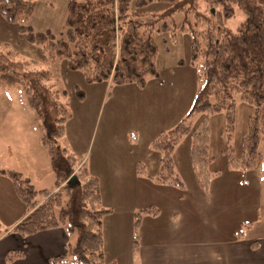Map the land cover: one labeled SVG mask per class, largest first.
Returning a JSON list of instances; mask_svg holds the SVG:
<instances>
[{"label":"trees","instance_id":"obj_1","mask_svg":"<svg viewBox=\"0 0 264 264\" xmlns=\"http://www.w3.org/2000/svg\"><path fill=\"white\" fill-rule=\"evenodd\" d=\"M153 2H167L169 7L146 11ZM3 18L20 24L27 41L38 46L45 61L66 60L73 71H81L87 82L126 84L144 87L150 75H158L155 59L158 53L153 33L173 31L171 18L176 12L193 14V20L184 19L182 30L191 35V61L198 63L197 90L186 115L151 143V149L160 153L161 183L184 186L175 174L173 154L185 136H191V163L199 184L205 190L219 175L210 171V115L226 111L229 128H234V95L253 106L243 138L242 154L235 157L229 147L232 169L254 170L262 176L263 156L260 143L264 137V0H69L66 39H57L51 31H34L25 24L35 11L31 0H0ZM240 9L245 20L237 30L226 22ZM201 27V28H199ZM0 47V84H20L23 96L41 122L42 143L47 150L56 176V188L37 190L31 180L14 170H0L10 177L14 192L25 204L21 221L14 231L22 238L40 231L64 227L67 233L77 234L75 245L67 244V252L53 262L74 264H105L103 220L110 209L101 204L99 178L91 174L77 153L60 145L71 117L69 101L60 94L51 71L36 59L21 57L8 43ZM79 90V88H77ZM80 91V90H79ZM79 97L84 94L81 91ZM24 98V99H25ZM205 114L196 125L192 118ZM231 124V125H230ZM142 165V164H141ZM139 173L145 174L144 166ZM168 172V174H164ZM76 176L75 180H71ZM68 194L64 201L62 191ZM39 195L41 199H39ZM156 215L155 207L142 210ZM135 220L134 249L138 250L142 213ZM253 225L245 222L238 231L245 235ZM24 255V250H12L6 255L13 262Z\"/></svg>","mask_w":264,"mask_h":264},{"label":"rangeland","instance_id":"obj_2","mask_svg":"<svg viewBox=\"0 0 264 264\" xmlns=\"http://www.w3.org/2000/svg\"><path fill=\"white\" fill-rule=\"evenodd\" d=\"M31 1L35 3V11L28 21L23 22L31 25L36 32L51 30L57 39H66L69 0ZM169 5L167 2H153L143 10L161 11ZM185 17L193 20L191 13L176 12L173 17L161 18L158 21L159 26H162L164 21L171 22L173 31L162 30V26L160 31L156 30L153 33L158 47L155 64L159 74L148 76L145 86L140 87L135 83L117 84L110 81L89 83L81 71L71 70L66 60L51 59L46 62L44 60L46 56L41 53L40 48L27 41L25 33L19 29L20 24L9 23L3 18L0 6V47L3 48L1 43L6 42L21 57L36 59L39 62L37 65L43 64V67H47L52 73V78L50 81L47 80V83H54L61 96L64 93V97L69 101L71 117L67 123L66 134L59 140L60 145L77 153L91 174H102L106 178L112 177L111 174H135L136 171L139 175L141 174L138 172L139 166H144L145 174L149 176L154 174L156 181L147 175H139L152 181L148 186L140 181L141 188L138 191L141 196L137 195V198L141 200L148 196L149 203H156L159 209L162 207L159 211L161 214L158 215L160 218L157 220L160 228L161 226L165 228L167 216L173 206L170 204L175 197L177 199L179 192L184 193L186 188L198 185L208 193V190L199 184L191 163L189 153L191 136L183 137L178 144L179 147L177 146L178 150L173 154L175 174L179 175L183 187L158 182L156 176L160 174L161 162L156 156L158 154L160 156V153L151 149L153 140L162 131L172 128L170 126L174 119L172 116H177L185 108L189 110L195 98L198 86L196 73L201 61L198 63L191 61V35L180 26ZM244 20L245 14L237 9L235 16L229 19L226 25L232 30H237ZM81 91L83 97L78 96ZM24 98L20 84H0V170L10 169L25 175L35 174L31 176L32 181L36 189L41 190L46 186H41L42 181L37 179L38 176L47 181L48 170L54 173L47 150L41 142L43 131L36 112L31 111L28 116L20 118L22 110L15 108L16 106L30 108L24 105L28 104ZM233 100L236 103L233 129L228 127L225 110L210 115L209 168L212 172L225 174L217 178L214 187H228L236 199H242V204L237 206L238 211V207L244 205L239 219L249 222L257 215L256 185L253 179L251 183L249 173H246L245 169L236 170L238 174H228L229 168L232 169L228 151L231 147L235 157L241 156L243 138L247 133V122L253 113V106L242 101L239 94L234 95ZM204 116L205 114H196L192 118L193 124L199 123ZM19 121L26 122L28 126L30 132L28 148L20 147L15 140L20 128ZM26 152L32 157L29 161L25 158ZM242 184L248 187H242ZM62 193L66 202L68 194L64 190ZM135 195L131 194L132 199H135ZM38 198L41 199V196ZM24 211L25 204L14 192L10 177L0 175V235L12 230L21 221L19 219H22ZM135 220L134 215V222ZM149 220L144 223L148 224ZM144 223L142 226V229H145L144 238H148L151 227H157L154 223L151 227L148 225L144 228L146 227ZM76 238L75 233L74 245ZM109 254L112 255V252L109 251Z\"/></svg>","mask_w":264,"mask_h":264},{"label":"crops","instance_id":"obj_3","mask_svg":"<svg viewBox=\"0 0 264 264\" xmlns=\"http://www.w3.org/2000/svg\"><path fill=\"white\" fill-rule=\"evenodd\" d=\"M15 108H21L20 118L34 113L28 107ZM187 111L185 108L177 116H172L174 119L171 120L170 126L177 124ZM19 123L20 128L15 140L20 147L28 148L30 138L28 126L24 121ZM259 148L263 155L262 176L260 177L254 170L246 172L249 173L251 183L253 179L256 185L257 215L252 219L253 221L251 220L252 227L243 236L237 234L246 222L242 218L239 219L244 205L238 207L237 211V206L242 204L243 200L236 199L228 187H214L217 178L225 175L221 173L213 179L208 193L197 184L195 187L192 185V188H186L184 193L179 192L177 199L175 197L170 204L173 206L167 216L168 222L165 228L162 226L160 228L157 221L160 212L156 215L143 213L139 228L138 250H135L134 215L150 207L157 208L156 203H149L148 196L141 200L137 198V195L141 196L138 191L141 188L140 181L147 186L152 181L139 175L149 176V174L138 175L135 171V174H111L112 177L106 178L102 174H94L100 181L101 204L111 210L103 220L104 250L105 256L107 255L105 264H264V137ZM74 150L76 151L75 148ZM24 151L25 149L22 150ZM27 152L25 158L29 161L32 157ZM156 157L159 160V154ZM48 171L47 181L41 176L37 178L43 182L40 183L41 186H46L41 190L56 188V176ZM236 173L238 174L236 170L229 168L228 174ZM0 175L6 176L3 173ZM23 175L33 183L31 176L35 174ZM149 177L155 180L154 174ZM33 184L36 186L35 183ZM242 187L248 185L242 184ZM133 193L136 194L135 199L131 197ZM159 210H162V207ZM148 219L150 222L145 224ZM143 223L146 226L144 228L156 224L157 228L151 227L148 238H144ZM73 239L74 234L67 233L64 227L40 231L25 239L17 234L13 227L9 232L0 235V264H74L69 259L65 262H53L54 258L67 252V244L74 245ZM12 250H24V255L13 262H7L6 255Z\"/></svg>","mask_w":264,"mask_h":264},{"label":"water","instance_id":"obj_4","mask_svg":"<svg viewBox=\"0 0 264 264\" xmlns=\"http://www.w3.org/2000/svg\"><path fill=\"white\" fill-rule=\"evenodd\" d=\"M76 179V176H73L72 178H71V180H75Z\"/></svg>","mask_w":264,"mask_h":264}]
</instances>
